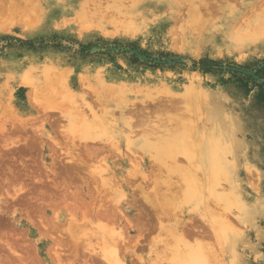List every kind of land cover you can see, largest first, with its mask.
Wrapping results in <instances>:
<instances>
[{"label": "rangeland", "instance_id": "rangeland-1", "mask_svg": "<svg viewBox=\"0 0 264 264\" xmlns=\"http://www.w3.org/2000/svg\"><path fill=\"white\" fill-rule=\"evenodd\" d=\"M10 1H4L6 7ZM17 1L20 6L16 13L0 11V264H101L102 259L91 253L92 248L98 252L103 242L97 236L100 218L96 209L101 204L109 205V212L117 213L126 225L128 221L133 223L130 264H141V258L157 262L167 254V259L173 260L170 250L175 246L174 234L162 225L173 229L179 220L186 221L187 214L199 218L209 212L182 201L170 211L172 218L167 220L161 213V220L165 218L162 223L155 220V215L151 220L135 214L132 209L144 198L137 201L130 185L142 177L129 171L141 165L151 173L153 167L141 161L155 160L139 146L135 155L133 143L116 135L114 148L122 155L99 141L85 144L76 138L73 143V122L62 118L59 110H45L56 105L69 114L71 109L66 106L70 102L63 105L47 101V105L38 106L33 101L34 93L40 96L39 101L50 100L47 92L58 89L62 81L76 85L82 75L99 72L114 83L128 84L131 101H145L146 94L137 93L139 89L146 93L148 87L161 89L173 83L174 93H183L185 87L196 84L233 119L237 125L234 153L227 158L237 165L236 180L234 189L224 182L225 191H219L233 199L222 204L232 212L239 244L235 253L227 245L217 262L264 264V47L229 50L224 40L208 34L210 30L184 37L183 31L191 23L192 27L196 25L194 21L185 16L168 26L165 21L170 14L164 11L154 10L152 15L142 17L139 22L145 26L141 30L126 29L127 20L118 14L120 5L114 4L120 0L91 3L98 4L101 11L90 4H82L91 7L84 10L80 1L76 5L77 0H36L39 7H31L28 14L25 12L33 0ZM131 5L126 1L124 8ZM172 30L174 34H170ZM33 86L38 90L30 93ZM78 90L73 87L74 92ZM148 104L154 105L150 101ZM105 162L111 164L110 169ZM99 165L108 170L102 177L104 184L97 187L88 170L99 169ZM239 199L245 207L242 213ZM212 208L223 210L214 205ZM251 209L254 215L245 222L243 213ZM86 212L88 218L84 219ZM137 219L148 229L150 225L156 228L145 232L135 246ZM196 222L195 226L209 229L202 219ZM224 238H228L227 233ZM141 243L147 246L140 247Z\"/></svg>", "mask_w": 264, "mask_h": 264}, {"label": "bare ground", "instance_id": "bare-ground-1", "mask_svg": "<svg viewBox=\"0 0 264 264\" xmlns=\"http://www.w3.org/2000/svg\"><path fill=\"white\" fill-rule=\"evenodd\" d=\"M4 1H0L1 12L4 13L7 10L10 13H16L19 10L20 2L17 0H11L9 7L5 6ZM79 1L80 6L82 4L95 6L91 3L96 2L95 0H77L76 5H79ZM126 1L129 0L114 1L116 6L120 5L119 16L127 20V23H124L126 29L141 30L145 26L143 22H139L142 17L152 15L154 10L164 11L170 14V18L165 21L168 26L178 21L181 22L185 16L190 21H194L196 25L192 27L193 23H191L192 25L183 31L184 37H191L197 32L204 34V30L207 32L210 30L208 34L216 37L217 40H224L229 50L264 47V0H234L235 2L231 0H130L131 7L124 8ZM36 3L38 2L33 0V5L25 13L28 14L31 7H36ZM71 3L73 4L72 1ZM84 7L86 6H83V9ZM98 9L101 11L99 7ZM32 11L31 13L35 12V10ZM88 12L87 10L86 13ZM84 16L87 17V15ZM128 20H131V25ZM2 21L1 23L5 24L6 20ZM169 32L174 34L173 30ZM179 39L182 40L181 37ZM47 72L53 73L52 70ZM100 73L79 75L81 77L76 85L64 80L62 84H59L58 89H51L47 92L50 100L44 101L41 97L39 101L40 96L34 93L33 101L35 100L38 106L45 105L47 101V104L56 101L63 105L70 102L66 106L71 109L68 111L69 114L56 105L55 108H45V110L54 112L59 110L63 115L62 118L66 117L73 122L71 131L76 135L73 143L76 138L85 144L99 141L109 144L116 151L114 148L116 135L133 143L134 154L137 153L136 149L139 146L145 154L158 162L155 167L152 166L153 171L149 172L150 174L141 165L134 166L129 171L132 176H141L143 181L151 180V176L154 177L152 178L155 186L154 200L152 201L150 195L144 198L150 206H154L157 200L159 202V198L161 199V202L157 203L159 212L157 210V214L154 212L155 220L162 223L165 218H172L170 211L182 201L189 207H203L210 212H206V216L209 217L199 215V218L187 214L186 221L179 220L173 229H167L165 225H162V229L174 234L175 246L170 250L174 259H167L168 254L166 253L167 255L158 258L159 260L153 263L139 258L141 264H170L169 262L172 264H220L217 262L219 253L224 256L227 245L235 253V248L239 244V232L230 218L232 212L231 210L227 212V207L222 204L224 202L227 205L233 202L231 196L224 195L223 183L226 182L232 187L231 189H234L237 165L235 161H229L227 156L234 153L236 123L226 116L221 106L214 103L204 91L196 87V84L185 87L183 93H174L173 83L163 85L161 89L148 87L149 90L147 88L146 93L142 91L143 89H139L137 93L146 94L145 101H131L129 97L132 96V89L128 84L114 83L108 77H101ZM54 75L57 74L54 73ZM75 86L80 89L78 92L73 91ZM37 90V87L33 86L30 93L37 92ZM134 97L137 98V95ZM148 101L154 105L148 106L150 105ZM117 112L120 114L118 117ZM209 123L212 128L207 129ZM116 152L122 155L120 150ZM105 165L110 169L111 164L105 162ZM104 168V165H99V169L88 170L89 176L95 180L97 187L104 184L102 177L108 170ZM151 181L146 187L152 183ZM146 187H142V192L145 193V189L149 190V187ZM21 190L24 188L22 187ZM149 193L146 192L143 195ZM73 194L76 195V193ZM234 200L237 205L236 198ZM239 203L238 208L242 213L245 207L240 199ZM213 205L223 207V210L215 211L212 208ZM108 207L109 205L101 204L96 209L97 217L100 218L97 225V236L103 242L98 252L92 248L91 253L101 258L104 264H130L131 258L129 257L132 248L129 245L132 239L130 233L133 230V223L128 221L126 225L123 220L120 221L117 213L115 214L114 211L110 213ZM87 212L83 216L84 219L88 218ZM161 213L165 216L163 220H161ZM253 215L254 210L252 209L249 212L244 211L243 220L246 222ZM200 218L209 226V229L195 226L196 221H201ZM141 219H137L134 229L137 234L135 246L139 244L145 232L151 233V230L156 228L155 225H150L149 229L146 228ZM225 233L228 234L226 239L224 238ZM72 237L76 240L75 234ZM211 240H215L216 243H211ZM191 241L193 243H190ZM74 246L77 250L78 244L74 243ZM133 251L135 252V248ZM219 257L222 258V255ZM101 259H99L100 262Z\"/></svg>", "mask_w": 264, "mask_h": 264}, {"label": "flooded vegetation", "instance_id": "flooded-vegetation-1", "mask_svg": "<svg viewBox=\"0 0 264 264\" xmlns=\"http://www.w3.org/2000/svg\"><path fill=\"white\" fill-rule=\"evenodd\" d=\"M154 116H155V114H154ZM134 162V161H133ZM142 162V164L144 165V166H146V167H152V166H156L155 164L157 163V162H155V161H141ZM153 179H154V177L153 176H151ZM150 177V178H151ZM152 178H151V180H152ZM135 181H137V182H134V185H130V187L133 189V191L134 192H136L135 193V198L137 199V201L138 200H140L141 198H144V197H146V196H149V197H153V191H154V183H153V180L151 181V180H145V181H143V178L139 181L138 180V178H136V179H134ZM152 182V183H150V185L148 186V187H146L148 184H149V182ZM143 182V183H142ZM140 186V187H139ZM144 186V188L146 187V188H148L149 190V192L145 189V191L147 192V193H149V194H147V195H143V194H146V192L144 193V192H142V187ZM141 188V189H140ZM152 188V189H151ZM143 195V196H142ZM152 195V196H151ZM144 200H145V198H144ZM146 201V200H145ZM145 201H143V202H138L137 203V205H136V208H133L132 209V211L134 210V213L135 214H137V215H139V214H141V215H144L147 219H151V220H153V218H154V215H155V206H150V203H148L147 201L145 202ZM148 207V208H146V207H144V204ZM151 207V208H150ZM154 209V210H153ZM151 223H153V222H151ZM145 246H147V244H144V243H141V245H140V247H145Z\"/></svg>", "mask_w": 264, "mask_h": 264}]
</instances>
